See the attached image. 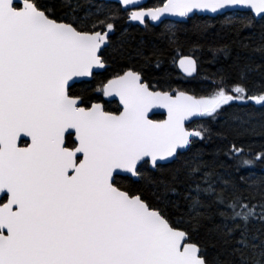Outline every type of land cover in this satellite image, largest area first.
<instances>
[{
	"label": "snow or ice",
	"instance_id": "1",
	"mask_svg": "<svg viewBox=\"0 0 264 264\" xmlns=\"http://www.w3.org/2000/svg\"><path fill=\"white\" fill-rule=\"evenodd\" d=\"M62 8L57 15L39 0H0V264H210L192 233L216 218L208 231L235 257L220 264H264V176L226 171L264 163V148L254 152L243 140L264 136V122L238 109L232 120L241 139L212 151L196 147L211 139L210 129L186 126L189 118L215 119L233 102L264 108V25L255 37L241 35L264 20V0H63ZM197 14L222 16L241 50L261 54L260 64L239 66L231 92L173 94L150 85L132 61L159 67L166 51L143 40L122 45L128 63L97 85L103 96L119 97L120 109L106 111L87 89H73V78L105 64L101 53L125 19L161 28L179 67L196 73L178 25ZM210 26L197 22L193 30ZM213 52L227 55L224 47ZM253 72L260 80L249 89ZM214 75L223 85L229 69ZM157 105L166 119L148 118ZM25 137L30 142L20 146ZM177 159L167 179L149 180L155 203L116 180L121 170L141 178L149 160L156 167Z\"/></svg>",
	"mask_w": 264,
	"mask_h": 264
},
{
	"label": "trees",
	"instance_id": "2",
	"mask_svg": "<svg viewBox=\"0 0 264 264\" xmlns=\"http://www.w3.org/2000/svg\"><path fill=\"white\" fill-rule=\"evenodd\" d=\"M79 2L83 3L84 0H79ZM153 2L154 0H148L145 6H150ZM39 3L53 9L57 15H61L65 11L62 8L63 0H39ZM222 19V16L209 17L196 15L186 20L185 23L178 25L183 54L194 55L198 61V70L193 77H184L178 71L176 60L179 56L169 50L166 40L161 35V28L149 22L147 27L144 25L128 24L125 19L117 24V30L111 36V44L101 53L102 59L107 64V68L103 72L94 74L90 81L75 83L72 87L77 92L87 89L95 102L103 103L105 99L102 92L96 91L97 85L105 82L112 74L128 63L127 57L121 55L119 49L122 45L127 47L129 41L135 43L143 40L149 46L156 45L166 51V55L161 57L159 67H156L155 60L148 64H145L141 58H136L132 61L137 68L143 69L144 79L150 85L159 90H169V87H171L174 91L179 89L198 96L210 95L220 86L226 87V90L231 92L234 82L237 79L239 66L247 61L260 64L262 57L258 52L241 50L235 43L238 39L235 33L227 27H221L220 21ZM209 20H211V26L205 34L193 30L195 23ZM262 25H264V20L258 18L255 20V28L250 30L246 29L242 31L241 35L247 37L251 34L255 37L260 32ZM194 44H198L199 47L194 48ZM222 47L226 48L227 55L224 52H213V49ZM221 67L229 69V80L223 85L220 83L218 77L214 75L217 69ZM259 80V72L251 73L249 79L246 81L248 88L252 89ZM251 94L249 92V95ZM104 108L106 111L114 112L118 109L117 104L106 101ZM240 108L251 110L254 114L253 120L255 123L259 124L260 122H264V108H260L254 102H250L247 105L241 104L240 102H233L229 106H224L215 119L200 118L188 126L192 129H199L201 126L210 129L209 135L211 139L198 143L196 147L204 148L207 151H212L216 148L223 150L229 147L234 139H241L236 133V122L232 120L233 114ZM153 118L159 119L161 116L155 115ZM68 139L70 140V138ZM243 140L245 144L252 146L254 152H259L264 148V136H245ZM185 154L182 153L181 155ZM220 158L225 160L223 154H221ZM227 163H231V161H227ZM178 164L179 159L173 161L171 164L158 165L154 170L145 164L141 167L142 177L138 178V180H133L128 176H116V180L124 186L143 191L146 198L155 203V197L152 194V186L149 180L167 179L171 174V169ZM226 171H230L233 176H245L255 179L264 176V163L255 162L252 166L241 167L238 172L234 169H227ZM166 211L174 218L178 215L177 210L171 206L166 208ZM218 222L219 218H216L214 221H204L202 226L192 233L193 240L200 242L206 249V256L210 264H220L226 258L235 259V257H228L225 246L216 239L214 234L208 231L214 223ZM253 223L256 224V222ZM256 227H259V225L256 224Z\"/></svg>",
	"mask_w": 264,
	"mask_h": 264
},
{
	"label": "water",
	"instance_id": "3",
	"mask_svg": "<svg viewBox=\"0 0 264 264\" xmlns=\"http://www.w3.org/2000/svg\"><path fill=\"white\" fill-rule=\"evenodd\" d=\"M148 0H143V2H144V4L147 2ZM110 2H117V0H110ZM197 15H200V14H197ZM201 16H204V15H201ZM209 17H212V16H209ZM257 18H259V17H257ZM151 24H153L154 25V23L153 22H151V21H149ZM126 23H128V24H136V25H140V26H142L141 24H139L138 22H130V21H127L126 20ZM178 59H179V57L177 58V60H176V67H177V69H178V71L183 75V76H185V77H193V76H195L196 75V73H194V74H192V75H189V74H186V73H184V71L179 67V64H178ZM107 68V64L105 63L103 66H99V65H97V66H94V68H93V72H92V75L91 76H89V77H82V78H80V77H78V78H73L74 79V81H75V83H79V82H87V81H90L91 79H92V77H93V75L94 74H97V73H99V72H102V71H104L105 69ZM75 83H73V84H75ZM72 84V85H73ZM173 94H174V91H173ZM190 94V93H189ZM107 100H110V101H116L117 102V104H118V106H119V108H121V105H120V103H119V97H115V96H112V97H105ZM153 115H161V116H163V118L161 119V120H164V119H166L167 118V110L166 109H164L163 107H161V106H154L153 108H151L150 110H149V113H148V118L150 119V120H153L151 117L153 116ZM200 117H194V118H189V120L188 121H186V126L187 125H189L190 123H192L193 121H196V120H198ZM72 139H74V132H73V136H72ZM148 164V167L149 168H151L152 170H154L155 169V167L151 164V162H150V160H149V163H147ZM160 164H167V163H164V162H161ZM118 176H128V177H131L130 175H128V174H125V173H123V171L121 170V174L120 175H118ZM133 180H138V178H136V177H131Z\"/></svg>",
	"mask_w": 264,
	"mask_h": 264
},
{
	"label": "flooded vegetation",
	"instance_id": "4",
	"mask_svg": "<svg viewBox=\"0 0 264 264\" xmlns=\"http://www.w3.org/2000/svg\"><path fill=\"white\" fill-rule=\"evenodd\" d=\"M102 72H103V71H102ZM110 78H111V77H110ZM108 79H109V78H108ZM106 81H107V80H106ZM106 81H105V82H106ZM87 82H88V81H87ZM102 95H103V93H102ZM103 97H104V96H103ZM104 99H105V98H104ZM105 101H106V102H114L115 104H117L115 101H107L106 99L104 100L103 103H102V102H98V103H102V105L105 106ZM117 107H118V106H117ZM118 109H119V108H118ZM118 109H117V110H118ZM117 110H116V111H117ZM68 138H70V140L72 139V137H68ZM25 141L30 142V140H29L28 138L25 137V139H23V140H19L18 143L20 144V146H24Z\"/></svg>",
	"mask_w": 264,
	"mask_h": 264
}]
</instances>
